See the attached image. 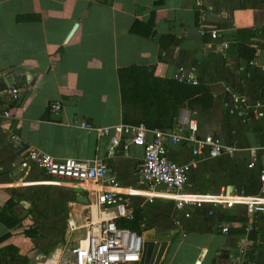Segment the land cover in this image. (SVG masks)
Segmentation results:
<instances>
[{"label": "crops", "instance_id": "1", "mask_svg": "<svg viewBox=\"0 0 264 264\" xmlns=\"http://www.w3.org/2000/svg\"><path fill=\"white\" fill-rule=\"evenodd\" d=\"M246 1L206 0L201 23L195 0H0V238L8 235L0 241V264H52L66 240L67 221L83 218L81 190L43 176L24 161L26 151L104 159L119 192L135 191L143 149L122 150V139L108 158L110 136L97 139L74 126L124 123L117 73L131 65L152 68L160 79L193 75L210 89L213 106L180 113L196 121L198 136L213 135L237 148L231 158L197 160L186 194L202 202L222 191L224 201L241 191L246 198L264 197L258 182L264 116L245 114L232 101L233 95L264 98V19L255 20ZM252 4L259 8L260 2ZM25 16L36 20L18 21ZM211 31L218 32L217 40ZM238 42L255 49L250 63L237 56ZM11 88L20 97L6 118L2 98ZM52 102L61 104L59 112H49ZM164 144L176 163L191 159L189 144ZM250 148L258 149L252 169ZM132 201L143 218L140 231L168 239L159 264H264V213L249 216L241 204L177 209L170 200ZM10 217L18 219L12 228Z\"/></svg>", "mask_w": 264, "mask_h": 264}, {"label": "built area", "instance_id": "2", "mask_svg": "<svg viewBox=\"0 0 264 264\" xmlns=\"http://www.w3.org/2000/svg\"><path fill=\"white\" fill-rule=\"evenodd\" d=\"M206 0H195L199 8L201 23L205 21L203 5ZM203 25V24H202ZM200 35L206 32L202 27ZM212 40H217L218 32L211 31ZM179 82L198 85L193 75L181 76ZM18 88H11L2 100L6 103L3 116L8 118L9 109L15 107L19 100ZM233 103L240 106L245 114L251 113L255 118L264 116V98L248 101L244 96L233 95ZM48 110L57 113L61 110L59 102H52ZM75 127L92 133L97 139L110 136L108 158L114 155L123 139L122 150L135 145L143 149V161L138 171L137 187L133 193L119 192L121 185L110 172L104 159L94 158L91 161H81L71 158L56 159L39 150H28L24 161L29 162L43 176L58 181L74 184L87 202L84 204L81 223L73 219L67 221L66 240L60 250L56 264H153L158 250L152 248L146 259V241L144 235L149 230L140 232L119 225L120 222L131 223L135 219V204L133 197H145L148 203L155 199L170 200L177 209L185 206L200 208L201 204L221 205L231 207L234 204L245 206L249 216L264 213V197L246 198L243 191L239 195L232 194L228 201L222 191L216 200L202 202L192 194H186L190 173L199 159H217L222 156L233 157L237 148L234 145H224L213 135L198 136V126L189 113L181 112L173 118V128L170 130L147 129L144 124H120L111 127H96L87 121L75 122ZM111 130L114 134L111 135ZM16 141L15 137H12ZM172 144H189L191 159L185 163H176L167 155L164 141ZM247 167L256 166L258 149L250 148ZM259 189L264 193V165L258 174ZM148 193L149 195H144ZM228 197V196H227ZM244 199V200H241ZM223 234L228 229H221ZM152 231V238L155 239ZM156 240L152 241L153 246Z\"/></svg>", "mask_w": 264, "mask_h": 264}, {"label": "trees", "instance_id": "3", "mask_svg": "<svg viewBox=\"0 0 264 264\" xmlns=\"http://www.w3.org/2000/svg\"><path fill=\"white\" fill-rule=\"evenodd\" d=\"M29 20H36V18L26 16L18 18V21ZM152 21L150 19V26L153 24ZM236 46L237 56L250 63L254 58L255 49L245 42H238ZM117 75L125 124L142 123L149 130L166 131L173 128V118L182 109H198L207 112L213 106L214 97L210 89L202 84L190 85L174 79L156 78L153 76L152 68L136 65L119 69ZM134 213L133 222H120L119 225L140 231L143 218L139 209H136ZM3 218L5 215L2 213L0 222ZM9 219L11 223L8 228H12L17 224L18 219L13 217ZM7 237L8 235L2 236L0 241Z\"/></svg>", "mask_w": 264, "mask_h": 264}, {"label": "water", "instance_id": "4", "mask_svg": "<svg viewBox=\"0 0 264 264\" xmlns=\"http://www.w3.org/2000/svg\"><path fill=\"white\" fill-rule=\"evenodd\" d=\"M78 200H81L82 203H86L87 200L85 197H78ZM144 239L147 242L146 243V259L149 257L150 251L152 250V248H155L156 250H158L157 254L155 255V259H154V263L153 264H159L160 258L166 248V244L168 239L166 237H155V239L152 238V231L147 232L144 235ZM156 240V245L155 247L152 244V241ZM147 264V263H146Z\"/></svg>", "mask_w": 264, "mask_h": 264}, {"label": "rangeland", "instance_id": "5", "mask_svg": "<svg viewBox=\"0 0 264 264\" xmlns=\"http://www.w3.org/2000/svg\"><path fill=\"white\" fill-rule=\"evenodd\" d=\"M262 0H259L260 4H259V8H256L254 7V5L252 4V2H254V0H251V2H247V5H248V9L251 11V16L257 20V21H263L264 19V5L261 3ZM193 116L195 117L196 116V112L193 111ZM203 205H206V204H203ZM219 205V204H217ZM221 206V205H219ZM244 209H245V206H244ZM58 258V256H56ZM57 258L55 259L56 261L52 262V264H56L57 262ZM43 263V262H42Z\"/></svg>", "mask_w": 264, "mask_h": 264}]
</instances>
